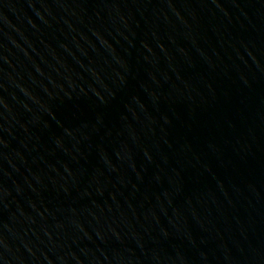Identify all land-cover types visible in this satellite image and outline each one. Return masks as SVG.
Returning a JSON list of instances; mask_svg holds the SVG:
<instances>
[{
    "label": "water",
    "instance_id": "95a60500",
    "mask_svg": "<svg viewBox=\"0 0 264 264\" xmlns=\"http://www.w3.org/2000/svg\"><path fill=\"white\" fill-rule=\"evenodd\" d=\"M0 264H264V0H0Z\"/></svg>",
    "mask_w": 264,
    "mask_h": 264
}]
</instances>
